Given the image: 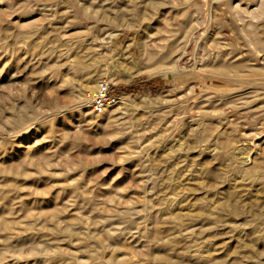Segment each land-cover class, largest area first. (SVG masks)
<instances>
[{"label":"rangeland","instance_id":"obj_1","mask_svg":"<svg viewBox=\"0 0 264 264\" xmlns=\"http://www.w3.org/2000/svg\"><path fill=\"white\" fill-rule=\"evenodd\" d=\"M0 264H264V0H0Z\"/></svg>","mask_w":264,"mask_h":264},{"label":"built area","instance_id":"obj_2","mask_svg":"<svg viewBox=\"0 0 264 264\" xmlns=\"http://www.w3.org/2000/svg\"><path fill=\"white\" fill-rule=\"evenodd\" d=\"M118 99V94L112 92L109 82L102 78L90 94V105L93 111L100 112L114 105Z\"/></svg>","mask_w":264,"mask_h":264},{"label":"trees","instance_id":"obj_3","mask_svg":"<svg viewBox=\"0 0 264 264\" xmlns=\"http://www.w3.org/2000/svg\"><path fill=\"white\" fill-rule=\"evenodd\" d=\"M112 92H113V93H116V94H118V91H117V90H114V89H113V91H112Z\"/></svg>","mask_w":264,"mask_h":264}]
</instances>
